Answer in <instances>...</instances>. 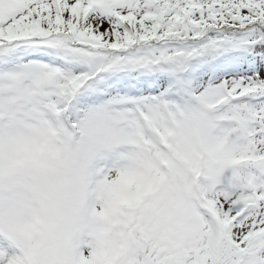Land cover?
<instances>
[{"label":"snow or ice","instance_id":"6c2138e0","mask_svg":"<svg viewBox=\"0 0 264 264\" xmlns=\"http://www.w3.org/2000/svg\"><path fill=\"white\" fill-rule=\"evenodd\" d=\"M0 264H264V0H0Z\"/></svg>","mask_w":264,"mask_h":264}]
</instances>
